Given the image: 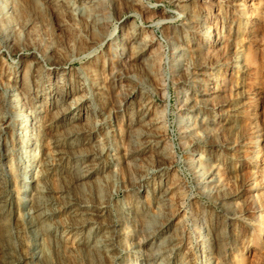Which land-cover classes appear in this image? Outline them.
Segmentation results:
<instances>
[{"label":"bare ground","instance_id":"1","mask_svg":"<svg viewBox=\"0 0 264 264\" xmlns=\"http://www.w3.org/2000/svg\"><path fill=\"white\" fill-rule=\"evenodd\" d=\"M173 1L182 20L165 34V56L134 20L108 30L124 10L149 20L156 11L144 0H0V48L32 52L10 70L0 63V186L22 202L38 261L61 245L72 264H264V89L248 45L264 29V0ZM52 22L74 36L51 39ZM164 57L179 139L191 146L186 164L223 214L187 209L172 171L169 105L147 90L169 97ZM243 160L254 170L253 218L241 239L244 200L227 173ZM119 191L124 199L113 201Z\"/></svg>","mask_w":264,"mask_h":264},{"label":"rangeland","instance_id":"2","mask_svg":"<svg viewBox=\"0 0 264 264\" xmlns=\"http://www.w3.org/2000/svg\"><path fill=\"white\" fill-rule=\"evenodd\" d=\"M144 2L148 6H152V8L156 11L154 12V14L149 20H145L139 16L131 15V12L124 10L123 12L120 13L119 19H117L113 15L112 22L110 23L108 30H113V28L116 27V32H117L118 27L120 25L119 24L120 21L125 20L124 22L128 23V21L134 20L136 23L142 24L144 26V30L146 31V33L148 32L151 34L153 33L152 35L162 46V49L163 51H165V56H166L168 54L166 36L171 35L172 32L170 31L171 30L173 31L175 29V26L176 27L180 26L182 19L178 13L179 11L173 0H144ZM51 25H52V28H50L49 30L51 31L49 33H51V36H53L51 37V39L61 40L63 38L62 40L65 41L66 38H69V39H66V42H68L70 38H72L75 34L70 27L67 28L68 29L66 30L67 32L65 31L64 33H62L56 29L55 22H52ZM259 31H261V33ZM69 32H71V37L69 35L70 34ZM52 33H55V34H52ZM60 33L63 36H61ZM254 34L255 36L253 37V39L256 38L257 41H253L249 43L248 45L249 47H251L249 48V50L253 52L254 58L256 59L257 64L259 65V68L257 71V75H258L257 77H258V82L261 85L260 87L262 90L264 89L263 88L264 87V70H263L264 68V29L261 28L258 31H256ZM258 36L262 38V40ZM256 45L258 48L256 47ZM103 48L104 46L98 47V51H102ZM26 52L27 51H21V52L17 51L16 53L12 54L13 55L12 56L8 54L3 48H0V63L3 61V65H5L3 66L4 69L10 70V68H13L17 64V61H19L20 59H26V58L29 59V57H31V54H32L31 50H28V53ZM85 61L86 59L84 58L77 59L72 62H68L66 66L69 68H72V67L80 68L81 65ZM162 69L165 73V84L168 89L169 97L162 98L158 94L150 90L149 88H147V90L153 98L155 97L154 99L156 100V103L159 107L161 106L163 107L166 103H168L169 105V107L167 108V111H168L167 114L169 116V121L167 123L168 124V136L171 139V141H173L175 144V154H174L175 157H174L172 171L176 173V175L180 179H182L185 184V200H186V206H187L186 208L188 209L190 206L193 207L194 205L203 204L207 208L208 213L209 212H213V213L220 212L221 214H223L225 211L222 210L219 205L211 202L208 198L202 195L196 188V185L194 183L193 174L192 172H190L191 170L187 166L186 160H185L187 157L186 154H188V152L190 151L191 146L189 144L183 143L182 140L179 139L180 134H179L178 124L176 121V116H177L176 90L174 89V86H173V81H172L173 79L170 78L168 74L165 57H164V60H162ZM141 79L142 78H140L138 81V84H140L139 86L146 88L145 82L142 81ZM262 97H264V94H262ZM262 97L258 101V106L256 109L258 113L257 111L256 113L259 119V125L261 127L262 134L264 136V127H263L264 123H261L262 122L261 120L263 119V116H264L263 114L264 113V104H263L264 98ZM239 130H240V134H242L243 136L246 135L248 137L250 135V130L248 129L247 124H245L244 122H241V126ZM178 141H179V144H178ZM249 144L250 143H248L247 146L245 147L246 151L248 150V153L251 150V144L250 145ZM247 162L248 161L243 160L242 162L237 163L238 164V167L236 168L237 172L236 170L235 171L231 170V171H228L227 173V175L230 176L228 177V179L231 178L232 180L231 179L230 180L233 182L235 180V182L231 184V190H234L235 188H237L239 191L240 200L241 201L244 200L242 201L244 203L243 212L238 217L237 224L235 227L238 230H240V233H239L240 235H238V237L241 239L244 236V234L246 235V233L248 232L247 231L248 226L246 222L252 221L250 219L253 218L252 207L250 206L251 203L248 197L250 193L249 183L253 178L252 176H253L254 170L251 167L250 163L249 162L247 163ZM261 171L262 170H258L256 172V175H257V179H260L259 181L260 184H262L263 186L260 189V191L262 190V192H264V171L262 172ZM1 178H2V174H0V179ZM12 188L13 186H8V188L0 186V197H1L0 198V264H72L70 258L65 253V250L63 249L61 245H59L57 248H48L46 249V251L42 250L45 252L43 259H42L43 262L38 261L36 259L35 257L36 254H34L35 252L34 247H35V242L39 241V236L36 237L35 234L32 233V231L29 228H27L28 226L26 222L23 220V216L21 214L23 212L22 202L18 201L17 198L13 195L14 193L11 191ZM263 198H264V195H263ZM121 199H124L123 192L119 191L114 194L113 201L121 200ZM235 232L236 230L234 229L232 230L231 227L230 228L227 227L228 236H232V234ZM262 245L264 246L263 243ZM252 253L253 251L245 255L246 258L248 257L247 258L248 260H251L252 255H253Z\"/></svg>","mask_w":264,"mask_h":264}]
</instances>
